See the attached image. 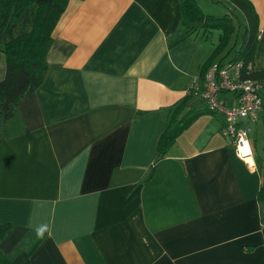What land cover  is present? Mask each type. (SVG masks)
<instances>
[{"label":"crops","instance_id":"obj_1","mask_svg":"<svg viewBox=\"0 0 264 264\" xmlns=\"http://www.w3.org/2000/svg\"><path fill=\"white\" fill-rule=\"evenodd\" d=\"M248 1L251 68L264 73V0ZM176 24L177 0L67 1L42 81L3 123L0 221L12 227L2 251L30 229L44 233L30 264H264V134H251L264 129V82L250 160L204 112L144 180L164 107L212 50L197 24L168 41Z\"/></svg>","mask_w":264,"mask_h":264},{"label":"trees","instance_id":"obj_2","mask_svg":"<svg viewBox=\"0 0 264 264\" xmlns=\"http://www.w3.org/2000/svg\"><path fill=\"white\" fill-rule=\"evenodd\" d=\"M68 0H0V51L3 71L0 77V141L4 121L9 118L18 102L30 94L42 81L45 69V54L51 41V33L56 20ZM242 17L237 26H241L239 44L236 39L227 47L230 36L236 31L228 15L212 16L204 14L194 0H177V24L168 37V41L180 39L194 30L199 24L202 29L218 30L217 43L208 57L199 67V75L214 60L222 59L229 53L227 62L240 60L243 64L252 62V52L256 40V14L248 0H226ZM236 44V45H235ZM248 76L264 82V73L250 71ZM184 95L174 103L164 107L163 117L166 126L158 135L144 180L152 175L153 162L161 158L176 136L187 128L191 122L204 112L210 113L198 101ZM264 148V147H263ZM255 199L260 204V223L264 224V170L255 192ZM11 225L0 221V241L9 233ZM37 230H25L9 252L0 249V264H30L29 257L43 236ZM41 232V231H40ZM250 250L251 247H246Z\"/></svg>","mask_w":264,"mask_h":264},{"label":"built area","instance_id":"obj_3","mask_svg":"<svg viewBox=\"0 0 264 264\" xmlns=\"http://www.w3.org/2000/svg\"><path fill=\"white\" fill-rule=\"evenodd\" d=\"M250 71L251 64L240 60L220 64L213 60L201 75L190 79L185 89V95L220 115L219 134L231 143L233 154L242 161L251 157L250 126L261 109V83L248 76Z\"/></svg>","mask_w":264,"mask_h":264},{"label":"rangeland","instance_id":"obj_4","mask_svg":"<svg viewBox=\"0 0 264 264\" xmlns=\"http://www.w3.org/2000/svg\"><path fill=\"white\" fill-rule=\"evenodd\" d=\"M198 7L200 8V10L204 14H208V15H212V16H216V17L222 16L223 14L228 15L232 21V24L234 26H236V31H234V33L230 36V38L227 42V47L233 42V39H236V44L237 43L239 44V39H240V34L242 32V29H241V26H237V22H241L242 17H241V15L237 9H235L233 6H231L230 3H228L224 0H203V4L201 6L198 5ZM209 12H211V13H209ZM197 25H198V29L200 30L201 29L200 25L199 24H197ZM206 34H207V42L210 43L212 48H213V46H215V44L217 43L218 30L211 29L209 31H206ZM223 53H225V51H221L220 53H218L215 56L214 60L217 61V58L222 56ZM231 56H232V53H229L226 57H224L222 59L221 62L225 63L229 59V57H231ZM2 71H3V62H2V54L0 51V77L2 75ZM194 105H196V101L194 102ZM257 124L260 125L262 130L260 131V129L256 128L253 131V125L254 124L252 125L251 134L255 137V141H258L261 133L264 134L263 123L260 121V122H257ZM259 146H261V143H260V145H258V147Z\"/></svg>","mask_w":264,"mask_h":264},{"label":"clouds","instance_id":"obj_5","mask_svg":"<svg viewBox=\"0 0 264 264\" xmlns=\"http://www.w3.org/2000/svg\"><path fill=\"white\" fill-rule=\"evenodd\" d=\"M37 235L42 237L43 236V232L38 231Z\"/></svg>","mask_w":264,"mask_h":264},{"label":"bare ground","instance_id":"obj_6","mask_svg":"<svg viewBox=\"0 0 264 264\" xmlns=\"http://www.w3.org/2000/svg\"><path fill=\"white\" fill-rule=\"evenodd\" d=\"M245 159H247V160L249 159V160H250V158H249V157H246Z\"/></svg>","mask_w":264,"mask_h":264},{"label":"snow or ice","instance_id":"obj_7","mask_svg":"<svg viewBox=\"0 0 264 264\" xmlns=\"http://www.w3.org/2000/svg\"><path fill=\"white\" fill-rule=\"evenodd\" d=\"M245 148H247V145H245Z\"/></svg>","mask_w":264,"mask_h":264}]
</instances>
